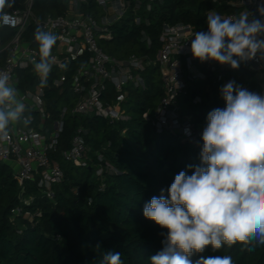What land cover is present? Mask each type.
Segmentation results:
<instances>
[{
	"label": "trees",
	"instance_id": "trees-1",
	"mask_svg": "<svg viewBox=\"0 0 264 264\" xmlns=\"http://www.w3.org/2000/svg\"><path fill=\"white\" fill-rule=\"evenodd\" d=\"M237 1L154 0L150 9L144 1L135 10V0H130L126 17L112 26L113 38L101 39L100 45L117 57L131 53L154 57L161 45L159 37L165 23H190L197 30L206 31L209 11H237ZM24 2L15 0L13 7H6L4 11L21 7ZM88 8L98 12L93 4ZM65 9L58 0H34L33 10L41 18L64 13ZM135 15L142 17L141 25L134 22ZM36 28L34 24L30 25L24 37L39 49L34 39ZM142 29L151 38L152 47L143 40ZM14 33L12 28L0 27L2 43L6 44ZM83 61L85 59L71 61L70 73ZM231 72L255 87L253 73L244 63L236 70L231 68ZM59 73L60 70L52 67L45 89L52 119L59 118L64 107L69 110L64 117L58 150L51 154L52 159L60 163L64 178L53 185L51 198L35 181H25L20 186L15 164L0 158V264H99L103 251L120 252L124 264H150L149 258L162 250L167 229L144 218L143 206L153 196H159L161 189L167 195V188L180 171L191 174L192 169L188 166L200 163L202 140L196 145L169 131L159 132L143 117L144 112L155 108L165 94L158 66H149L143 72L145 87H126L124 105L131 118L118 122L99 115L73 113L77 96L70 89V81L63 87L52 85L53 78ZM20 76L23 90L40 83L31 68L20 71ZM206 86V81L192 82L189 94L180 99L183 109L193 114L198 124L206 122L212 109L224 107L218 94L210 97ZM211 89L217 91L215 85ZM196 94L201 95L202 103L193 102ZM108 96H114L111 87ZM80 126L87 131L86 166L75 165L61 156V150L69 147ZM100 167H103L102 175L97 174ZM30 197L32 202L24 203V198ZM37 211L41 214L37 215ZM97 244L101 246L99 252L95 248ZM200 255H230L233 264H264V244L256 240L250 244L237 242L231 248L225 246L216 252L208 246L192 260Z\"/></svg>",
	"mask_w": 264,
	"mask_h": 264
},
{
	"label": "built area",
	"instance_id": "built-area-1",
	"mask_svg": "<svg viewBox=\"0 0 264 264\" xmlns=\"http://www.w3.org/2000/svg\"><path fill=\"white\" fill-rule=\"evenodd\" d=\"M144 1H147L150 9L154 0H135L134 9H139ZM58 2L66 6L64 13L48 14L41 18L33 10L34 0H25L23 6L4 11L8 15L7 23L0 21V27L15 30L6 44L0 38V73L9 76L10 84L24 100V115L32 116L27 127L22 124L12 125L9 140L0 142V158L15 164L20 186L25 181H35L44 194L53 197V185L63 180L64 171L60 163L52 159L51 154L58 150L64 130V117L69 111L64 107L59 118L52 119V113L47 108L45 87H40V83L25 90L20 87V71L30 68L34 71L32 58L39 59V49L24 37L32 24L58 37L52 55L56 57L53 67L60 70V73L53 78L52 85L63 87L70 81V89L77 96L72 109L76 114L99 115L112 122L128 121L131 115L124 105L127 99L126 87H145L143 72L149 66H158L165 94L155 108L144 112L143 117L159 132L169 131L182 140L199 145L206 122L196 123L193 114L185 111L180 103V99L189 94L190 83L206 81L210 97L218 94L219 99H222L219 91L221 86L231 80L250 91L264 94V61L256 59L244 63L245 68L253 73L255 87L233 74L228 65H220L214 61L201 63L193 58L190 50V38L195 31H199L190 23H165L159 37L161 45L154 57L137 53L117 57L107 53L100 45V40L113 38L112 26L126 17L131 6L130 0ZM90 4L95 5L98 12L88 10ZM236 4L239 6L237 11L219 14L230 17L246 9L256 14V3L238 0ZM142 21L140 15L134 16L137 25H141ZM146 22L149 23V20ZM141 36L148 47H152V40L144 29L141 30ZM59 45L61 47L58 51ZM79 59L85 61L71 74L69 63ZM38 80L40 82L39 76ZM213 85L217 87L216 92L211 89ZM109 87L114 92L111 98L108 96ZM193 102L202 103L201 95L196 94ZM186 128L190 129V133L185 132ZM86 133L83 126L77 128L69 147L61 150V156L65 160L78 166L88 164ZM99 157L103 159L101 154ZM102 173L103 167L98 168L97 174ZM32 200L30 197L23 201L30 204ZM16 211L19 212V209ZM36 214L41 213L37 211Z\"/></svg>",
	"mask_w": 264,
	"mask_h": 264
},
{
	"label": "clouds",
	"instance_id": "clouds-1",
	"mask_svg": "<svg viewBox=\"0 0 264 264\" xmlns=\"http://www.w3.org/2000/svg\"><path fill=\"white\" fill-rule=\"evenodd\" d=\"M256 3V14L244 10L225 17L209 11L206 31L192 34L190 50L201 63L214 61L236 70L242 63L264 61V0ZM15 0H0V21L7 23L4 9ZM34 39L39 59L32 58L40 87H46L56 62L52 49L58 37L37 27ZM6 73H0V142L8 141L14 124L27 127L26 104ZM224 107L206 116L199 153L200 163L189 165L191 174L180 171L159 196L143 206L144 218L167 234L162 250L150 264H233L230 255H200L208 246L213 252L237 242L264 244V94L228 81L220 88ZM190 133V129H185ZM99 252L101 246H95ZM99 264H124L120 252L103 251Z\"/></svg>",
	"mask_w": 264,
	"mask_h": 264
},
{
	"label": "rangeland",
	"instance_id": "rangeland-1",
	"mask_svg": "<svg viewBox=\"0 0 264 264\" xmlns=\"http://www.w3.org/2000/svg\"><path fill=\"white\" fill-rule=\"evenodd\" d=\"M60 47H61V46L59 45L58 48H57L58 51L60 50ZM128 113H129V112H128Z\"/></svg>",
	"mask_w": 264,
	"mask_h": 264
}]
</instances>
